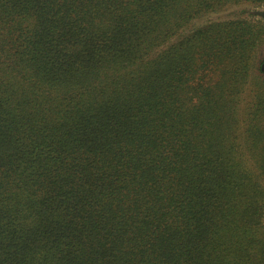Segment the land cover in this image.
Returning a JSON list of instances; mask_svg holds the SVG:
<instances>
[{
	"label": "trees",
	"instance_id": "trees-1",
	"mask_svg": "<svg viewBox=\"0 0 264 264\" xmlns=\"http://www.w3.org/2000/svg\"><path fill=\"white\" fill-rule=\"evenodd\" d=\"M241 4L0 0V264H264Z\"/></svg>",
	"mask_w": 264,
	"mask_h": 264
},
{
	"label": "rangeland",
	"instance_id": "rangeland-1",
	"mask_svg": "<svg viewBox=\"0 0 264 264\" xmlns=\"http://www.w3.org/2000/svg\"><path fill=\"white\" fill-rule=\"evenodd\" d=\"M264 10V5L262 6H253L250 4H241V5H235V6H229L223 11H220L216 14H210V15H205L197 20H195V23L197 24H202L205 23L206 21L210 19H226V18H232V17H249V18H259L261 20H264V17L257 14L258 11ZM253 62H254V67L250 68V71L252 72L251 76H254L257 74L261 79H264V44L260 45L254 53H253ZM258 63H261V68L262 70L260 72H257V65ZM261 83V82H260ZM262 84V83H261ZM264 88V83L262 84Z\"/></svg>",
	"mask_w": 264,
	"mask_h": 264
}]
</instances>
